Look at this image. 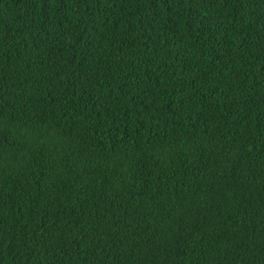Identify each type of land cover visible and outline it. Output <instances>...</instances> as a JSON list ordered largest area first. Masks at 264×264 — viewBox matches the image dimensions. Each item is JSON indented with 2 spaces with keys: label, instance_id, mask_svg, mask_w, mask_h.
<instances>
[{
  "label": "trees",
  "instance_id": "16d2710c",
  "mask_svg": "<svg viewBox=\"0 0 264 264\" xmlns=\"http://www.w3.org/2000/svg\"><path fill=\"white\" fill-rule=\"evenodd\" d=\"M0 264H264V0H0Z\"/></svg>",
  "mask_w": 264,
  "mask_h": 264
}]
</instances>
